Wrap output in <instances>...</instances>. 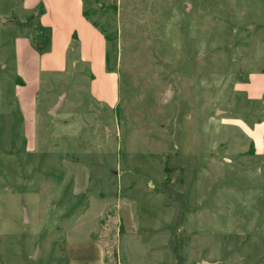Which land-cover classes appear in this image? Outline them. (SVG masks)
I'll return each instance as SVG.
<instances>
[{"label": "rangeland", "instance_id": "374dc122", "mask_svg": "<svg viewBox=\"0 0 264 264\" xmlns=\"http://www.w3.org/2000/svg\"><path fill=\"white\" fill-rule=\"evenodd\" d=\"M55 1L0 0V264H264V99L239 88L264 74V0H82L116 102L70 54L29 121L15 42Z\"/></svg>", "mask_w": 264, "mask_h": 264}, {"label": "crops", "instance_id": "0c3cea01", "mask_svg": "<svg viewBox=\"0 0 264 264\" xmlns=\"http://www.w3.org/2000/svg\"><path fill=\"white\" fill-rule=\"evenodd\" d=\"M38 23L40 27L49 28L51 31L50 51L47 54H37L26 37H21L15 42V68L17 79L20 81V85L15 89L16 99L21 113L27 115L25 119H35L36 100L42 85V76L64 73L70 54V63L73 66L82 64L91 69V88L95 91L93 96L101 102L114 105L117 80L105 66L107 41L85 15L82 0L46 4L40 12ZM74 38L77 39L74 44H78V47L75 46L71 51ZM28 86L33 89L31 94L27 92ZM239 88L247 93L250 101L260 102L264 99V74L249 76ZM250 134L253 135L249 137H254L252 142L256 154H263L264 124H256Z\"/></svg>", "mask_w": 264, "mask_h": 264}, {"label": "trees", "instance_id": "16d2710c", "mask_svg": "<svg viewBox=\"0 0 264 264\" xmlns=\"http://www.w3.org/2000/svg\"><path fill=\"white\" fill-rule=\"evenodd\" d=\"M40 13L35 15V18L38 19ZM34 19V18H33ZM29 22L20 24L23 25L25 27L29 26ZM38 32H40V37L37 40L32 39L31 40V45L32 47L38 52V53H42L44 52V50H46L50 44V29L48 28H43V27H37Z\"/></svg>", "mask_w": 264, "mask_h": 264}, {"label": "water", "instance_id": "95a60500", "mask_svg": "<svg viewBox=\"0 0 264 264\" xmlns=\"http://www.w3.org/2000/svg\"><path fill=\"white\" fill-rule=\"evenodd\" d=\"M4 22V21H3ZM171 93H167L165 98L163 99V103H165L169 97H170ZM64 98H65V95L63 94L62 96L59 97L58 99V102L55 104V106L52 108V110L50 111V114L53 116V117H56L57 115V112L58 110L60 109V107L62 106L63 104V101H64ZM24 222H26V215H24ZM35 256V255H34ZM200 264H209V263H206V262H201Z\"/></svg>", "mask_w": 264, "mask_h": 264}]
</instances>
